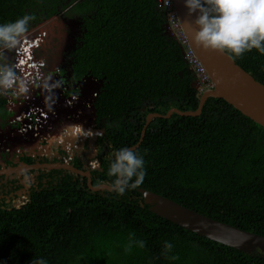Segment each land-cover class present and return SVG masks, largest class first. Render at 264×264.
<instances>
[{"label":"trees","instance_id":"1","mask_svg":"<svg viewBox=\"0 0 264 264\" xmlns=\"http://www.w3.org/2000/svg\"><path fill=\"white\" fill-rule=\"evenodd\" d=\"M58 9L83 27L69 52L71 75L103 80L94 102L103 133L91 179L111 185L113 151L139 141L148 113L196 109L195 74L183 44L165 33L156 0H0V24L25 14L37 24L41 14L49 17ZM227 53L264 84V54ZM5 112L0 94L1 120ZM134 150L145 160L139 187L264 235V127L224 99L207 98L196 116L154 117ZM53 173L62 170L48 172ZM129 233L145 247L125 253ZM165 241L179 259L162 255ZM37 258L48 264H264L258 249L244 253L151 212L137 188L123 196L93 192L85 177L69 171L26 199L0 206V264Z\"/></svg>","mask_w":264,"mask_h":264},{"label":"water","instance_id":"2","mask_svg":"<svg viewBox=\"0 0 264 264\" xmlns=\"http://www.w3.org/2000/svg\"><path fill=\"white\" fill-rule=\"evenodd\" d=\"M172 1L188 46L203 64L210 78L211 87L200 93L198 105L194 110H181L177 107H171L164 114L159 112L148 113L140 132L139 141L127 148L134 150L139 146L148 124L154 117L169 118L173 113L182 116L199 115L205 101L209 97L224 99L242 114L264 127V84L256 80L249 72L238 65L227 52H221L214 49H204L201 46H197L193 41V36L195 30H198V26L194 23L198 12L189 13L185 5V0ZM164 31L169 35L171 34L166 28V23H164ZM95 80L96 79L92 80V77L88 76L87 83L79 84V92L83 97L89 96L94 100L92 95L93 93L99 92L102 83L100 81L96 85ZM196 88L198 87L196 86ZM89 106L92 111V118H95L96 108L94 106V101H90ZM58 114L59 112L57 115ZM63 121L61 115H58L55 118H51L47 123H51L54 127H60ZM64 125H66L65 128L68 132L70 130L69 127H73V122H65ZM68 140H72V138L68 137ZM58 142L61 141L58 140ZM60 149L63 148L60 147ZM5 161V159H2L0 163L2 166L0 174L4 175H6V171L3 170ZM13 163H17V161ZM38 169L68 170L78 176L85 177L88 188L93 192L102 193L105 190L112 191L110 184L99 183L94 185L92 183L91 174L88 170L76 168L69 163L63 164L57 161H46L29 164L23 161L20 162L18 166H15L11 172H26L28 170ZM137 189L142 195L143 203L149 206L151 212L164 217L187 230L193 231L216 242L231 246L244 253L251 254L256 249L264 252V235L211 218L154 191L141 187Z\"/></svg>","mask_w":264,"mask_h":264},{"label":"built area","instance_id":"3","mask_svg":"<svg viewBox=\"0 0 264 264\" xmlns=\"http://www.w3.org/2000/svg\"><path fill=\"white\" fill-rule=\"evenodd\" d=\"M156 2L164 12L166 28L171 33L170 35L184 46V57L195 74V85L199 88V92L210 88V78L201 61L188 46L173 1L156 0ZM45 37L46 31L43 27H37L35 31L27 33L20 50L16 55L14 54L13 61L11 57L9 63L15 66L17 75L28 82V93H19L14 87L7 92L0 90V94L5 99V120L11 125L13 124L14 129L11 130L10 135L16 141L17 146L26 151L30 157L39 156L47 158L48 161L69 163L70 152L75 148L74 146L78 147L77 138L79 141L83 140L81 133L74 135V129L81 128L83 130L86 127L83 123L84 108L85 106L89 107L90 101H95L98 93H93L94 100L80 94L79 84L87 83L84 77L75 83V91L68 90L66 83L62 81L64 74L60 66L48 65L46 58L38 53L44 44ZM49 75L52 76V82H61L60 87L53 89L56 102L52 106V111H49L47 106L45 99L47 92L43 87ZM58 112V115H61L64 120L61 123L62 126L54 127L51 123H47L51 118L57 117ZM69 121L73 122V127H69L70 130L67 132L64 123ZM93 121L94 118L88 119V124H92ZM51 132L53 136H51ZM2 135L3 130L0 128V138ZM6 137L4 136V138ZM68 137L72 140H68ZM60 147L69 155L57 156L56 151ZM90 150L94 151L91 146Z\"/></svg>","mask_w":264,"mask_h":264},{"label":"clouds","instance_id":"4","mask_svg":"<svg viewBox=\"0 0 264 264\" xmlns=\"http://www.w3.org/2000/svg\"><path fill=\"white\" fill-rule=\"evenodd\" d=\"M185 5L189 13L198 12L194 21L198 30L193 36L197 46L229 52L236 57L253 49L264 54V0H185ZM34 19V15L25 14L14 21L0 24V49H19L28 33L29 23ZM60 86V81L52 82L51 75L45 80L43 87L47 92L45 99L49 111L53 110L56 102L53 89ZM14 87L19 93L27 94L29 91L28 82L17 75L14 65H0V90L7 92ZM107 175L113 178L112 190L123 196L126 190H134L142 185L146 176L145 160L131 148L114 150ZM144 247L145 241L136 238L133 233L128 234L123 244L125 253ZM173 249L174 245L165 241L162 255L170 260L179 259L175 254L170 255ZM31 264L48 262L44 258H37Z\"/></svg>","mask_w":264,"mask_h":264},{"label":"flooded vegetation","instance_id":"5","mask_svg":"<svg viewBox=\"0 0 264 264\" xmlns=\"http://www.w3.org/2000/svg\"><path fill=\"white\" fill-rule=\"evenodd\" d=\"M69 18H73V17H69ZM41 48L42 47H40V49ZM68 59L70 65L69 56ZM46 61L48 63L47 58ZM48 65L50 64L48 63ZM60 68L64 70L62 71L64 74L62 81L66 83L68 90L70 92L75 91L74 85L81 78L75 79L70 73L69 66H68V70H66V68H63L62 66H60ZM88 76H91L92 80L96 79L95 80L96 85L100 81L102 82L99 88L100 91L103 85V80L94 78L92 75H84L83 77L86 78V81H88ZM83 118H84L83 123L85 124L86 127L83 130L81 128L74 129V135L75 134L79 135V133H81L82 134L81 136H83V140L79 141L77 138L76 144H78V147L74 146L75 148L70 152V155L68 153H65L63 149H58L56 151V155L61 156L64 154H68L71 157L69 160V164L82 170H88L91 174L92 160L95 158L97 154L98 139L99 136H101L103 133V128H101L96 123V114L92 124H88V119L92 118V111L90 106L89 107L85 106ZM12 125L6 120H0V128L3 130V135L0 138V163L2 159L6 160L5 166L3 168V170L6 171L5 172L6 175L0 174V206L2 207L6 205L10 207L16 201L26 199L28 196H30V194L34 190L39 189L41 187H48L49 184L51 183H56V180L62 177L65 171H68V170L57 169V170H62L61 174H56V173L48 174L50 170H40V169L28 170L26 172H22V171L11 172L15 166H18L19 163L23 161L29 164L35 162L48 161V159L47 158L45 159V157H39V156L30 157L27 155L26 151L19 148L16 144V141L10 135L11 130L14 129ZM4 136L7 137L4 138ZM51 136H53L52 132H51ZM90 146L94 149V151L90 150ZM57 156L55 157V159L57 158ZM15 161H17V163H13ZM1 168L2 166L0 164V169Z\"/></svg>","mask_w":264,"mask_h":264},{"label":"rangeland","instance_id":"6","mask_svg":"<svg viewBox=\"0 0 264 264\" xmlns=\"http://www.w3.org/2000/svg\"><path fill=\"white\" fill-rule=\"evenodd\" d=\"M37 27H43L46 31L44 44L38 53L47 58L50 66L56 64L68 70L69 52L79 43L83 28L82 23L78 18L66 17L63 11L58 9L56 14L49 17L41 14L37 24H29L28 33L35 31ZM19 50L20 48L13 50L0 49V65L9 64L11 57L13 61L14 54L16 55Z\"/></svg>","mask_w":264,"mask_h":264}]
</instances>
